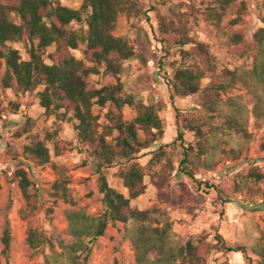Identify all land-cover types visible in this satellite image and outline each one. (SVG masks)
Instances as JSON below:
<instances>
[{
  "label": "rangeland",
  "instance_id": "rangeland-1",
  "mask_svg": "<svg viewBox=\"0 0 264 264\" xmlns=\"http://www.w3.org/2000/svg\"><path fill=\"white\" fill-rule=\"evenodd\" d=\"M60 4L78 8L81 0H58ZM119 6H131L129 13L119 11L112 33L125 38L136 56L121 62L119 78L124 88L146 98L158 111L163 121V136L159 142L143 150L137 163L142 166L145 188L130 205L137 210L150 212V225L164 229L168 242L184 244L187 240L204 239L211 245L208 264H248L249 258L256 264L259 256L256 249L264 245V177L256 180L248 172L264 173V117L252 114V94L242 84L236 83L227 92H219L221 100H236L244 110L246 133L224 135L213 126L219 123L217 115H211L203 105V92L194 95L174 94L165 80L172 76L173 69L182 63L195 62L202 66L199 55H182L183 46L172 44L163 49L160 38L178 39L182 33L192 42L207 46L216 71L223 68L249 70L253 53L243 56L231 53L228 35L217 30L208 8L213 0H117ZM242 39L247 46L254 41L257 30L264 26V0H235L221 19L224 25L235 18ZM148 14V18L145 17ZM162 24L167 25L164 32ZM80 41L78 48L71 50L77 59H83L86 47L84 23L72 22ZM222 27V28H223ZM23 59H28L26 43L11 42ZM43 57L46 62L47 52ZM0 77L4 61L0 58ZM201 79L200 87L209 81ZM87 81L96 86L114 83L108 74H90ZM15 90L0 84V238L9 221L11 244L8 263L2 252L0 239V264H48L44 253L61 250L58 240L68 232L67 210H83L86 215L103 212L101 193L98 190V174L89 153L78 142L71 113L63 109L47 112L41 105L37 91ZM223 109H229L227 103ZM183 118V142L172 143L151 159V151L159 144L171 142L176 136L175 111ZM98 114V130L104 123L105 109L92 108ZM134 109L125 106L123 116L131 119ZM187 121L200 124L204 133L201 147L189 152L183 171L180 160L183 147L193 145L198 137L187 127ZM116 132L106 137L114 143ZM33 136L45 141L50 159L43 165L36 164L25 150ZM142 138V133L139 132ZM61 146L55 149V142ZM233 147V149H232ZM26 171L31 182L30 191L36 194L37 206L28 215L22 211L26 202L18 186L15 170ZM119 165L103 170L108 183L127 195L117 176ZM68 178L70 201L52 194V185L57 177ZM229 200V201H228ZM139 222H108L104 233L91 246L86 264H136L134 239ZM29 229H36L50 239L52 247L33 252L27 241ZM244 249L230 251L227 248Z\"/></svg>",
  "mask_w": 264,
  "mask_h": 264
},
{
  "label": "trees",
  "instance_id": "trees-1",
  "mask_svg": "<svg viewBox=\"0 0 264 264\" xmlns=\"http://www.w3.org/2000/svg\"><path fill=\"white\" fill-rule=\"evenodd\" d=\"M214 5L208 8L217 30L224 29L231 43V53L243 56L253 53L252 66L249 70L239 68H223L216 71L212 56L207 46L201 42H192L184 33L178 39L174 37L160 38L163 49L172 44L183 46L181 49L186 58L189 54L199 55L202 66L195 62L182 63L173 69L172 76L165 82L174 94L194 95L203 92L204 108L211 114L219 116V123L213 126L214 131L220 130L224 135L233 132L237 135L246 133L243 107L233 98L221 100L219 92H227L236 83L242 84L252 94V114L264 117V26L254 35V41L247 46L239 28L234 23L240 19V14L229 20L224 27L221 19L226 10L235 0H213ZM131 6H119L117 0H81L78 8L62 5L58 0H0V58L4 61V72L0 84L15 90L32 91L42 85L37 91L41 105L47 112L63 109L71 113L75 120L73 128L80 145L86 148L95 171L98 174V190L101 193L103 212L100 215H86L83 210H67L68 232L65 238L58 240L59 252L51 254L43 252L48 264H86L91 253V246L103 235L108 222H139L137 236L134 239L136 248V264H208L211 245L204 239L187 240L184 244L168 242L164 238L162 228L150 225L149 211L137 210L130 205V199L140 195L145 184L142 166L137 159L142 151L160 141L163 136V121L157 109L146 98L138 96L124 88L119 78L121 62L135 57L133 46L123 37L115 36L112 30L119 11L129 13ZM148 18V14H145ZM72 22L86 25V36L83 39L86 47L82 51L83 59H77L71 50L78 48L80 37L76 30L71 29ZM162 31H167V25L162 24ZM223 27V28H222ZM26 43L28 59H23L18 49L11 42ZM54 46L47 52L45 49ZM1 67V63H0ZM108 74L114 77V83L96 86L87 81L90 74ZM210 79L200 87L201 79ZM227 103L229 109H223ZM105 109L104 123L98 130V114L92 108ZM134 109L131 119H125L123 108ZM175 138L165 144H159L149 153L158 157V152L177 141L183 142V118L175 111ZM187 127L194 131L198 140L193 145L182 146L183 158L180 165L186 170L189 152L201 147L205 139L200 124L187 121ZM113 131L116 132L114 143L106 139ZM142 133V138L139 136ZM61 142H55L59 151ZM233 149V147H232ZM25 150L36 164L43 165L50 159L49 150L43 139L33 136ZM119 165L117 176L127 195L111 186L103 172L104 169ZM250 177L260 180L264 173L254 170L248 172ZM18 186L26 205L22 215H28L37 206V198L30 191V180L24 169L15 170ZM192 177V176H191ZM68 178L61 174L54 181L52 194L65 201H70ZM229 201V200H228ZM2 254L8 263L11 244L9 221L1 234ZM26 241L33 252L43 251L52 247L50 239L36 229H29ZM245 253L242 247L227 248ZM259 259L256 264H264V245L256 249ZM248 259V264H253Z\"/></svg>",
  "mask_w": 264,
  "mask_h": 264
}]
</instances>
